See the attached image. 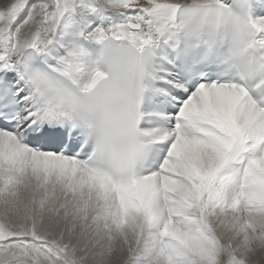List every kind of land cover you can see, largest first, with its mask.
Listing matches in <instances>:
<instances>
[{
  "label": "snow or ice",
  "instance_id": "obj_1",
  "mask_svg": "<svg viewBox=\"0 0 264 264\" xmlns=\"http://www.w3.org/2000/svg\"><path fill=\"white\" fill-rule=\"evenodd\" d=\"M0 264H264V0H0Z\"/></svg>",
  "mask_w": 264,
  "mask_h": 264
}]
</instances>
